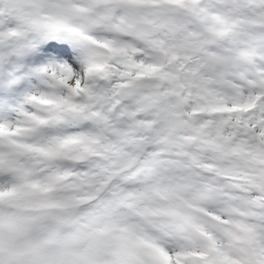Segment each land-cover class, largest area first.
Returning <instances> with one entry per match:
<instances>
[{"label":"snow or ice","instance_id":"snow-or-ice-1","mask_svg":"<svg viewBox=\"0 0 264 264\" xmlns=\"http://www.w3.org/2000/svg\"><path fill=\"white\" fill-rule=\"evenodd\" d=\"M0 264H264V0H0Z\"/></svg>","mask_w":264,"mask_h":264}]
</instances>
